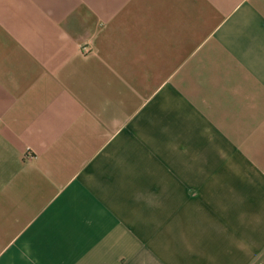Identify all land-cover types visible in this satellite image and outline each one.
<instances>
[{
    "label": "crops",
    "instance_id": "obj_1",
    "mask_svg": "<svg viewBox=\"0 0 264 264\" xmlns=\"http://www.w3.org/2000/svg\"><path fill=\"white\" fill-rule=\"evenodd\" d=\"M0 264H264V0H0Z\"/></svg>",
    "mask_w": 264,
    "mask_h": 264
},
{
    "label": "rangeland",
    "instance_id": "obj_2",
    "mask_svg": "<svg viewBox=\"0 0 264 264\" xmlns=\"http://www.w3.org/2000/svg\"><path fill=\"white\" fill-rule=\"evenodd\" d=\"M82 51L87 53V52H91L92 51V47L89 45L83 46L82 47Z\"/></svg>",
    "mask_w": 264,
    "mask_h": 264
}]
</instances>
